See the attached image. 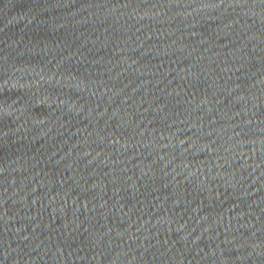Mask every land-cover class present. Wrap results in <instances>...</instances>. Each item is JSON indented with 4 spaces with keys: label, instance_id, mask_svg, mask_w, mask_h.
Listing matches in <instances>:
<instances>
[{
    "label": "water",
    "instance_id": "95a60500",
    "mask_svg": "<svg viewBox=\"0 0 264 264\" xmlns=\"http://www.w3.org/2000/svg\"><path fill=\"white\" fill-rule=\"evenodd\" d=\"M0 264H264V0H0Z\"/></svg>",
    "mask_w": 264,
    "mask_h": 264
}]
</instances>
